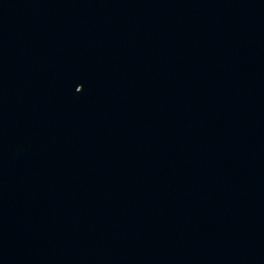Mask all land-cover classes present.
<instances>
[{"label": "water", "instance_id": "water-1", "mask_svg": "<svg viewBox=\"0 0 264 264\" xmlns=\"http://www.w3.org/2000/svg\"><path fill=\"white\" fill-rule=\"evenodd\" d=\"M0 264H264V0H0Z\"/></svg>", "mask_w": 264, "mask_h": 264}]
</instances>
